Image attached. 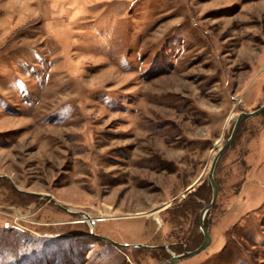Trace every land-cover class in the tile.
Returning a JSON list of instances; mask_svg holds the SVG:
<instances>
[{"label": "rangeland", "instance_id": "1", "mask_svg": "<svg viewBox=\"0 0 264 264\" xmlns=\"http://www.w3.org/2000/svg\"><path fill=\"white\" fill-rule=\"evenodd\" d=\"M263 103L264 0H0V264L196 248ZM213 178L174 264H264V110Z\"/></svg>", "mask_w": 264, "mask_h": 264}, {"label": "water", "instance_id": "2", "mask_svg": "<svg viewBox=\"0 0 264 264\" xmlns=\"http://www.w3.org/2000/svg\"><path fill=\"white\" fill-rule=\"evenodd\" d=\"M263 110H264V103L262 105H260L259 107L255 108L254 110L240 112L237 115L236 120H235L234 125H233L232 130H231L230 136L227 138V140L224 142V144L222 146H220V148L217 150V152L213 156L211 163H210V167H209V171H208V179H209V182H210L211 187H212V198H211V201L202 209L200 216H199V225H200V228L203 232L202 241L196 248H194L192 250H187V251H183L180 254L172 255L168 259V264H174L177 261H179L185 257L193 256V255L199 253L200 251H202L203 249H205L209 245L211 237H210L208 228L204 224V217H205V214L207 213V211H209V209L212 207V205L216 199V195H217V185H216V182L213 178V170H214L215 163L217 161L218 156L221 154V152L224 149H226L229 146V144L232 142V140H233V138L237 132V129L239 127L241 120L244 117L256 115ZM83 215L87 216V214H85V213H83ZM89 222L91 223V220H89ZM137 246H145V245L137 244ZM160 247H165V245H161Z\"/></svg>", "mask_w": 264, "mask_h": 264}, {"label": "bare ground", "instance_id": "3", "mask_svg": "<svg viewBox=\"0 0 264 264\" xmlns=\"http://www.w3.org/2000/svg\"><path fill=\"white\" fill-rule=\"evenodd\" d=\"M87 217V216H86ZM96 219L97 220H104L105 219V217H103V216H100V217H96Z\"/></svg>", "mask_w": 264, "mask_h": 264}]
</instances>
